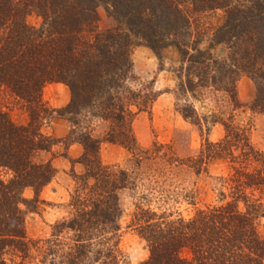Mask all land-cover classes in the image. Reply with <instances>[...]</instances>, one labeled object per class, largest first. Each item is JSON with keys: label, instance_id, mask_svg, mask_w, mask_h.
I'll return each instance as SVG.
<instances>
[{"label": "trees", "instance_id": "16d2710c", "mask_svg": "<svg viewBox=\"0 0 264 264\" xmlns=\"http://www.w3.org/2000/svg\"><path fill=\"white\" fill-rule=\"evenodd\" d=\"M100 7L111 27H98ZM32 15L41 19L39 26L28 23ZM139 46L160 60L167 48L178 50L177 96L185 97L179 111L194 124L203 127L209 118L199 117L188 98L221 93L239 110L237 83L243 76L256 88L250 108L264 115V0H0V88L21 100L29 115L26 125H17L0 110V264H7L8 247L24 258L37 253L41 264H129L119 248V220L121 192L133 190L135 178L104 165L100 149L104 142L119 144L133 151L137 164L142 160L132 124L157 94L131 85L132 53ZM50 83L69 88L64 108L43 101ZM55 115L70 122L65 142L82 146L73 164L83 171L75 175L71 217L52 227L51 238L32 245L25 217L37 211L41 190L57 173L52 161L42 158L59 143L42 132ZM96 121L104 123L103 136L95 134ZM217 121L225 136L217 143L206 139L193 167L199 172L214 160L231 163L232 200L222 192L219 206L189 219L141 209L137 231L150 255L140 264H264V238L256 225L264 217V202L246 193L264 186V156L234 116L229 122L214 116L211 122ZM253 162L259 166L250 170ZM27 188L34 191L32 200L23 197Z\"/></svg>", "mask_w": 264, "mask_h": 264}, {"label": "rangeland", "instance_id": "374dc122", "mask_svg": "<svg viewBox=\"0 0 264 264\" xmlns=\"http://www.w3.org/2000/svg\"><path fill=\"white\" fill-rule=\"evenodd\" d=\"M98 14L100 29L113 25L103 7L98 9ZM27 21L36 27L41 24V19L36 15L29 16ZM161 57L162 60L145 46L136 47L132 53L136 79L131 85L134 89L148 86L157 94L149 110L139 113L132 124L141 162L137 164L140 159L133 151L119 144L104 142L100 149L104 165L119 166L132 172L135 178L136 187L121 192L123 212L119 220V248L129 264H140L150 255L147 242L137 231L136 219L141 209L155 212L157 217L165 213L171 215L172 219H189L198 210L219 206L222 192L226 195V201L232 200L234 184L230 178L235 171L231 169V163L214 160L199 172L197 167H193L206 139L217 143L225 136L221 121L211 122L214 116L227 122L230 115L234 116V123L249 128L251 143L264 156V115L250 108L256 88L249 77L243 76L237 83V96L242 105L239 110H232L228 97L221 93H207L200 99L188 98L193 102L199 117L209 118V122H203L204 126L200 127L185 119L179 111L184 105L185 97L177 96L178 79L175 70L180 60L178 50L167 48L161 53ZM42 95L43 101L55 110L64 108L71 99L69 88L62 83L47 84ZM132 109L137 111L135 107ZM0 110L6 112L17 125L29 122L23 102L5 88H0ZM93 127L96 135H104V123L93 122ZM70 129V122L57 115L42 127L43 134L59 140L51 153L42 156L52 161L57 173L41 190L37 211L28 212L25 217L26 241L32 245L51 238L52 227L71 217L70 201L77 184L75 175L83 171V166L73 164V161L82 156L83 148L78 143L67 145L65 138ZM257 165L253 162L248 168L252 170ZM2 174L4 180L10 178L9 173L4 171ZM246 193L253 199L264 202V186L248 188ZM23 197L32 200L35 197L33 189H25ZM239 208L245 210L242 202L239 203ZM256 225L264 238L263 216L257 219ZM31 254L32 258H24L21 252L8 247L4 259L7 264H41V257L34 252Z\"/></svg>", "mask_w": 264, "mask_h": 264}]
</instances>
